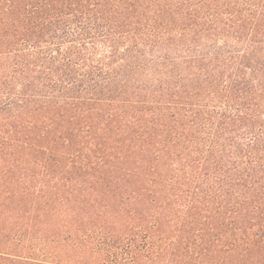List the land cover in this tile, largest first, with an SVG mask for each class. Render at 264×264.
<instances>
[{"label": "trees", "instance_id": "1", "mask_svg": "<svg viewBox=\"0 0 264 264\" xmlns=\"http://www.w3.org/2000/svg\"><path fill=\"white\" fill-rule=\"evenodd\" d=\"M0 264H264V0H0Z\"/></svg>", "mask_w": 264, "mask_h": 264}]
</instances>
